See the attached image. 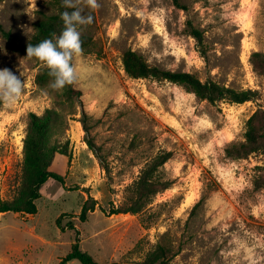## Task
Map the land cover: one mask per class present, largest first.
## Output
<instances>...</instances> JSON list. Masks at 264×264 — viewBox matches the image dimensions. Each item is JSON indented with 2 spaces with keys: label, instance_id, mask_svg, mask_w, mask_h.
Masks as SVG:
<instances>
[{
  "label": "rangeland",
  "instance_id": "1",
  "mask_svg": "<svg viewBox=\"0 0 264 264\" xmlns=\"http://www.w3.org/2000/svg\"><path fill=\"white\" fill-rule=\"evenodd\" d=\"M97 2L93 9L74 0L93 16L78 26L90 44L72 61L77 98L38 78L46 66L9 48L0 32V69L25 80L20 98L0 106V200L16 193L30 113L51 109L62 116L50 139L69 140L67 153H56L49 166L63 182L43 183L37 212H0V264H58L76 238L97 264H140L157 244L175 252L170 264H264V186H254L264 154L235 159L225 153L243 139L248 117L264 109V70L251 61L253 52L264 54V0ZM52 12L50 0H0V24L17 44ZM188 23L202 32V47ZM128 49L150 65L255 89L258 97L211 103L170 81L129 77L122 64ZM165 150L172 155L157 174L170 186L139 213L111 214L124 202L126 186ZM88 196L95 208L80 220Z\"/></svg>",
  "mask_w": 264,
  "mask_h": 264
},
{
  "label": "trees",
  "instance_id": "2",
  "mask_svg": "<svg viewBox=\"0 0 264 264\" xmlns=\"http://www.w3.org/2000/svg\"><path fill=\"white\" fill-rule=\"evenodd\" d=\"M54 12L43 14L34 23V32L24 43L17 44L11 32L0 24V32L9 48L27 53V47L30 44H38L44 39L53 38V34L59 36L63 31L64 23L61 13L64 11H73L67 8L63 0H50ZM175 5H179L178 0H173ZM189 33L195 38L197 44L202 47V32L188 23ZM82 48L90 44V39L86 35H81ZM255 68L264 70V54L253 52L251 57ZM122 64L125 73L132 78H154L157 80H166L178 84L193 92L198 98L205 99L211 103L216 101H228L231 103H243L249 100H255L258 97V91L251 88L236 89L225 86L219 82L207 78L201 80L196 74L186 71H172L161 69L150 65L142 55L134 50L128 49L122 55ZM38 78H50L47 67L40 68ZM64 95L70 99L79 97L80 91L72 84L66 85ZM2 102H0L1 106ZM64 124L62 116L57 115L51 109L45 110L42 115L30 113V125L23 140V159L21 163L20 179L16 193L9 199L0 200V212H16L21 216L33 215L37 212L36 200L41 196V186L51 178L60 183L63 177L59 173L53 172L49 166L56 153H67L69 140L63 142L50 136L55 130H60ZM85 131V123L82 121ZM85 143L89 149L95 151L91 139L86 138ZM227 156L235 159L246 158L254 153L264 154V109L257 108L246 120L243 139L239 142L229 144L225 148ZM171 151H160L140 170L137 177L126 186L125 200L121 205L113 208L111 214L118 213H139L143 211L159 193L167 189L171 181L163 179L157 174V170L170 157ZM254 186L261 188L264 186V163L259 166V173L254 179ZM96 200L88 196L81 205L79 219L85 220L87 213L94 211ZM59 225V220H56ZM68 228H74L72 223H68ZM62 229V227H60ZM175 252L171 248L157 244L150 250L140 264H170V260ZM77 259L82 264H97L93 257L79 247L78 238L71 245L70 251L60 259L58 264H65L69 260Z\"/></svg>",
  "mask_w": 264,
  "mask_h": 264
},
{
  "label": "clouds",
  "instance_id": "3",
  "mask_svg": "<svg viewBox=\"0 0 264 264\" xmlns=\"http://www.w3.org/2000/svg\"><path fill=\"white\" fill-rule=\"evenodd\" d=\"M91 8L98 7L97 0H86ZM67 8L73 11H64L61 18L64 23L63 31L53 38L44 39L38 44H30L27 47V57L36 58L48 69L53 77L50 86L60 90L66 85L72 84L76 77V68L72 63L73 57L82 52L81 33L78 26L91 24L92 15L82 14V9L76 8L74 0H63ZM9 68L0 69V102L12 104L20 98L24 90L25 80Z\"/></svg>",
  "mask_w": 264,
  "mask_h": 264
},
{
  "label": "crops",
  "instance_id": "4",
  "mask_svg": "<svg viewBox=\"0 0 264 264\" xmlns=\"http://www.w3.org/2000/svg\"><path fill=\"white\" fill-rule=\"evenodd\" d=\"M29 216H32V215H29Z\"/></svg>",
  "mask_w": 264,
  "mask_h": 264
}]
</instances>
